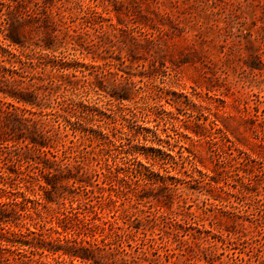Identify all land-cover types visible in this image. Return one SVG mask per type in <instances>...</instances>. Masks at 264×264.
Here are the masks:
<instances>
[{
  "label": "rangeland",
  "instance_id": "1",
  "mask_svg": "<svg viewBox=\"0 0 264 264\" xmlns=\"http://www.w3.org/2000/svg\"><path fill=\"white\" fill-rule=\"evenodd\" d=\"M0 205V264H264V0H0Z\"/></svg>",
  "mask_w": 264,
  "mask_h": 264
},
{
  "label": "trees",
  "instance_id": "2",
  "mask_svg": "<svg viewBox=\"0 0 264 264\" xmlns=\"http://www.w3.org/2000/svg\"><path fill=\"white\" fill-rule=\"evenodd\" d=\"M7 38H9V37H7ZM9 40H11V39L9 38ZM3 94H5V93H3ZM5 96H10V95L5 94ZM11 98H13V100H15L17 103H22L23 105L30 104L29 101H26V100H24L21 97L16 96V95L15 96L12 95ZM11 116H12L11 114H7L6 117L10 118ZM14 119L17 120V122L20 124H24V123L28 122V120L26 118H24L22 115L21 116L15 115ZM28 145H31L32 147L39 146L40 148H42V145H39L38 143H35L34 141H29ZM52 157L55 158V156H53V155H52ZM52 166H54V167L57 166L55 171H60V169H61V167L59 165H57L55 163V161H53ZM139 166L142 168V172H141V170H136V173H137V175H139L140 179H152L153 175L149 172L148 168L141 165V164ZM61 171H64L65 174L59 176L60 179H77L76 176L70 172V169L68 168V166H62ZM47 175H48L47 179H57V178H55V175H52L50 172H48ZM158 179H163V178L159 177ZM11 211H13V210H11ZM9 213L13 214L12 212H9ZM7 214L8 213L4 209V205H0V223H4L6 221ZM0 241H2V239H0ZM78 251H80V252L69 253L67 251H64V253L69 254L72 257H76V258L78 257L82 260H87V261L92 258L90 256L91 255L90 249L80 248ZM4 261L7 262V259H4Z\"/></svg>",
  "mask_w": 264,
  "mask_h": 264
}]
</instances>
